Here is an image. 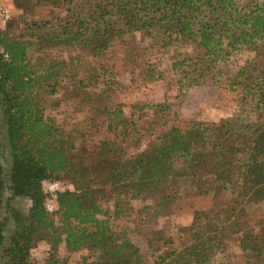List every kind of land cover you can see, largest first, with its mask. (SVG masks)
<instances>
[{"label": "trees", "instance_id": "obj_1", "mask_svg": "<svg viewBox=\"0 0 264 264\" xmlns=\"http://www.w3.org/2000/svg\"><path fill=\"white\" fill-rule=\"evenodd\" d=\"M14 4L23 14L48 4L67 17L30 20L16 32L22 15L0 29V213L11 212L13 200L30 203L26 213L12 217L8 234V217L0 216V264H32L31 253L40 243L48 246L50 264H60L55 259L60 247L68 254L94 252L97 264H143V255L109 222L119 219L133 199L158 186L174 196L180 185L196 197L228 193L241 198L240 206L264 203V0ZM142 32L151 35L153 46L177 50L171 72L180 96L192 87L226 86L240 104L252 109L217 123H190L185 129L173 124L144 151L128 155L130 147H138L136 128L121 106L104 107L99 114L107 136L87 152L81 136L63 131L44 116L47 97L64 79L60 71L66 62L56 61L42 70L34 57L50 47H71L95 58L106 54L113 42ZM242 52L253 57L235 71L226 70L230 59ZM160 79L150 71L147 81ZM62 180L72 190L46 192L47 184ZM49 201L55 205L52 212L45 208ZM234 213L231 208L225 219L241 216ZM214 215L220 212L194 210L191 225L179 232V246L173 249L172 240H164L166 250L156 249L158 255L150 264H177L179 259L181 264H209L223 254L226 226ZM252 229L250 237L240 230L230 233L241 253L254 261L244 264H264V222H254ZM87 261L83 257L81 264Z\"/></svg>", "mask_w": 264, "mask_h": 264}, {"label": "rangeland", "instance_id": "obj_2", "mask_svg": "<svg viewBox=\"0 0 264 264\" xmlns=\"http://www.w3.org/2000/svg\"><path fill=\"white\" fill-rule=\"evenodd\" d=\"M0 7L9 12V18L4 20L0 16V29L10 21L17 22L16 32L24 28L30 20L53 21L67 17L62 11L56 10L48 4L27 10L25 14L18 10L14 0H0ZM47 26H53L48 23ZM55 30L59 28L54 27ZM14 33V32H13ZM17 34V33H16ZM150 34L135 33L123 40L111 44L106 54H99L92 58L85 51L71 47H50L41 51L34 57L39 60L41 69L47 68L56 61L66 62L65 69L60 71L63 81L55 88V94L48 98V106L44 116L55 121L65 132H72L74 136H81L80 140L86 142L87 152L91 146L104 138L102 116L100 112L104 107L121 106L125 117L136 128L138 147L128 151V155H136L144 151L159 133L166 131L171 125L186 128L190 123H217L228 118H236L242 110L249 112L250 105H242L232 88L192 87L179 95L176 78L171 72V66L176 63V49L162 50L153 46ZM253 57L248 52L237 54L224 66L228 71H235L246 60ZM161 76L160 80L147 81L149 72ZM103 81L107 83L104 87ZM94 85L82 88L80 84ZM103 91L102 94L99 93ZM163 105L167 110L161 112L156 106ZM254 119V117H252ZM264 119V115H263ZM59 190H72L67 181H58ZM180 184V183H179ZM180 186V185H179ZM177 195H172L163 186H158L141 198L133 199L124 208V214L117 220L109 222L114 232L124 233L129 242L143 255V264H150L151 259L161 253L164 240H172L171 248L180 244L179 232L189 227L193 220L194 210L213 209L220 212L214 217L224 220L226 235L223 239V254L209 264H244L254 263L250 254H242L236 237L230 231H242L248 237L253 234L254 222L263 221L264 203L253 205H239L241 198L226 194L211 192L213 196L196 197L187 195L179 189ZM27 202V203H26ZM28 200H13L12 211H2L0 216L8 217L6 233L13 228L12 217L15 214L26 213ZM110 209V204H104ZM235 208V215L241 214L235 221L226 220V212ZM111 210V209H110ZM227 227L229 229H227ZM213 244H217L216 241ZM168 252V251H166ZM159 253V254H160ZM223 255V257H222ZM87 257L88 264H97L94 252L84 250L77 253H66L63 247L58 249L55 259L60 264H81V259ZM64 263H61V261ZM179 259L177 264H181ZM32 264H50L48 246L40 243L31 253Z\"/></svg>", "mask_w": 264, "mask_h": 264}, {"label": "built area", "instance_id": "obj_3", "mask_svg": "<svg viewBox=\"0 0 264 264\" xmlns=\"http://www.w3.org/2000/svg\"><path fill=\"white\" fill-rule=\"evenodd\" d=\"M0 16L4 18V20H7L9 18V12L7 9L0 7ZM58 184L57 183H49L46 185V192L53 194L56 191H58ZM45 208L48 212H52L55 209V205L52 201H49Z\"/></svg>", "mask_w": 264, "mask_h": 264}, {"label": "crops", "instance_id": "obj_4", "mask_svg": "<svg viewBox=\"0 0 264 264\" xmlns=\"http://www.w3.org/2000/svg\"><path fill=\"white\" fill-rule=\"evenodd\" d=\"M16 200H20V199H16ZM22 200H24V201H26L25 199H22ZM29 202V201H28ZM27 203V202H26ZM29 205H30V203H29ZM29 205L27 204V208H26V210L29 208Z\"/></svg>", "mask_w": 264, "mask_h": 264}]
</instances>
